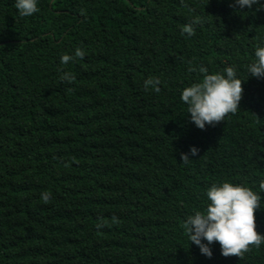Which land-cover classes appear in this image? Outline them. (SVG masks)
Instances as JSON below:
<instances>
[{
    "label": "trees",
    "instance_id": "trees-1",
    "mask_svg": "<svg viewBox=\"0 0 264 264\" xmlns=\"http://www.w3.org/2000/svg\"><path fill=\"white\" fill-rule=\"evenodd\" d=\"M260 5L37 0L21 17L0 0V264H264V243L243 258L213 243L209 258L183 229L213 183L260 192L264 77L248 73L264 46ZM196 18L195 35L182 33ZM77 48L84 58L62 64ZM229 66L239 109L201 130L181 93L201 68ZM64 72L75 79L61 82ZM153 77L159 92L144 88Z\"/></svg>",
    "mask_w": 264,
    "mask_h": 264
},
{
    "label": "clouds",
    "instance_id": "clouds-1",
    "mask_svg": "<svg viewBox=\"0 0 264 264\" xmlns=\"http://www.w3.org/2000/svg\"><path fill=\"white\" fill-rule=\"evenodd\" d=\"M183 2V0H182ZM240 8H251L259 4V0H234ZM231 6V5H230ZM15 8L21 17H30L38 12L37 0H15ZM264 8V5H260ZM199 18L182 28V33L195 35L193 24L199 23ZM85 52L81 48L75 50L74 56L63 54L61 63L66 64L75 58L83 59ZM255 60L248 65V73L253 77H264V46L258 44L254 52ZM189 71H195L190 67ZM203 79L200 82L185 87L181 93V100L187 105V113L196 127L203 130L205 125H215L224 120L228 114H234L239 109L242 99V79L238 78L234 66L226 67L221 73L207 74L206 68L200 69ZM75 78L67 72L60 76L61 82L72 81ZM158 78H149L144 82L147 91L151 87L159 92ZM198 149L190 148L191 156H196ZM182 163H187L189 154L181 153ZM260 192L251 187L231 182L213 183L206 191L209 203L203 211H195L183 223V229L189 241L199 247L200 252L211 257L208 245L218 243L221 255L243 258L251 247L259 248L264 243V235L256 230L255 213L261 204V193H264V180L259 184ZM51 194L44 192L41 198L45 203ZM206 241L207 243H203Z\"/></svg>",
    "mask_w": 264,
    "mask_h": 264
}]
</instances>
